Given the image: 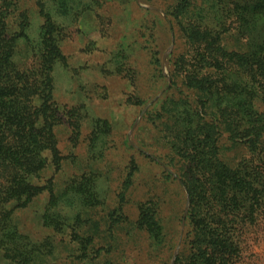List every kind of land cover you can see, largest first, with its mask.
<instances>
[{"label": "rangeland", "instance_id": "obj_1", "mask_svg": "<svg viewBox=\"0 0 264 264\" xmlns=\"http://www.w3.org/2000/svg\"><path fill=\"white\" fill-rule=\"evenodd\" d=\"M194 1L0 0L10 88L45 103L41 156L26 160L38 190L7 204L0 264H200L197 242L209 264H264V75L187 34L213 15L218 39L247 53L264 25L250 34L216 0L197 24ZM219 162L240 177L227 189Z\"/></svg>", "mask_w": 264, "mask_h": 264}, {"label": "trees", "instance_id": "obj_2", "mask_svg": "<svg viewBox=\"0 0 264 264\" xmlns=\"http://www.w3.org/2000/svg\"><path fill=\"white\" fill-rule=\"evenodd\" d=\"M202 1L203 0H195L192 3V5L198 4V9L194 12V20L197 24L205 21L203 19L205 14L202 13L204 8L202 6ZM216 1L226 2L227 7H225L224 11L226 13H230L229 11L236 12V16L241 22V28L243 24V28H246L250 34L252 31L249 23L261 22L264 25V0ZM229 1H232V4ZM175 16L177 17V15ZM216 24L217 20L212 15L210 23H205L202 25L203 27L195 25L190 32L187 30V34L194 43L205 44L206 49L204 50L218 52V54L222 56L235 54L239 60L244 61L247 67L254 71L260 69L261 74L264 75V54L262 55V52H264V39L260 42H255L247 53L240 49L228 50L218 39L219 32L215 34L213 32ZM48 34L47 41L54 46V43L51 41V32L49 31ZM8 63L9 54L3 55L0 61V223L2 224H4L5 219L8 218L7 213L11 212V209L7 207V204L11 200H16L19 204H22V200L25 199V191L30 190V192H37L38 186L27 181V174L30 172L28 174L29 177L31 171L35 168L32 165H27L26 160L31 156L33 147L38 149L40 154L42 150L40 148L45 144L43 141L37 140V134L40 131H38L36 127L37 114L42 111L45 103L40 106L32 103V101L37 98V95L31 88H26L20 91V93H18L16 88H10L11 82L14 79L12 73L6 71ZM50 95L51 93L48 92L47 99H49ZM28 116H31L32 120H30ZM218 128H220V125L216 122L214 125L216 133H219ZM25 131L27 133L29 131L33 132L31 135H26ZM49 131L52 132L51 129H49ZM255 134L260 135L261 132L258 131ZM11 135H13V137H11ZM49 142L53 144V139L50 138ZM32 143L34 145H31ZM211 158L206 157V159L203 160L202 157L197 156L196 160L197 162L203 161L205 168H208L211 165ZM217 166L221 169V173L214 176L213 183L220 184L219 190H222V188L227 189V186H229L225 183V176H228L229 179L239 180V175L235 174L232 176L235 172L230 170L227 171L221 162H219ZM187 186L192 197L191 216L195 217L197 215L196 206L199 202V195L201 194V183L198 178L194 177L190 183H187ZM27 195L30 196V198L33 197V193ZM196 196H198V198ZM201 244L202 243L197 242V251H194L198 262L200 264L212 263L213 257L203 249Z\"/></svg>", "mask_w": 264, "mask_h": 264}]
</instances>
